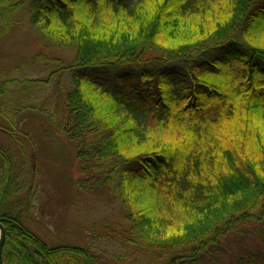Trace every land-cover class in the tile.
<instances>
[{
	"label": "trees",
	"instance_id": "16d2710c",
	"mask_svg": "<svg viewBox=\"0 0 264 264\" xmlns=\"http://www.w3.org/2000/svg\"><path fill=\"white\" fill-rule=\"evenodd\" d=\"M23 11L44 44L75 52L53 71L69 70L73 84L62 115L45 113L74 145L76 193L107 192L126 224L87 228V246H53L28 227L38 176L24 116L47 81L5 74L4 262L219 264L229 253L232 264H264L247 244L264 224V0H0V41Z\"/></svg>",
	"mask_w": 264,
	"mask_h": 264
},
{
	"label": "rangeland",
	"instance_id": "374dc122",
	"mask_svg": "<svg viewBox=\"0 0 264 264\" xmlns=\"http://www.w3.org/2000/svg\"><path fill=\"white\" fill-rule=\"evenodd\" d=\"M20 18V25H13L12 30L0 41V79L5 74L19 72V79L29 75L30 78L47 81L38 105L24 116L27 129L36 144L34 161L38 176L36 221L32 225L28 224V227L53 246L66 241L73 245L87 246V228L107 222L126 224L121 214V204L107 192L95 195L76 193L75 181L80 174L74 145L60 136L45 113L48 111L58 118L62 115L66 94L73 84L69 70L55 74L53 71H57V64L63 67L71 65L75 52L44 44L30 24L28 11H23ZM28 86L29 95L36 96L38 91L41 92L39 85ZM86 94L95 102H105L103 105L109 108L108 100L99 91L88 89ZM253 231L247 236V244H251L248 246L255 249L259 244L264 250V224ZM249 232L246 231L243 236ZM236 238H229L224 246L229 244L235 248ZM230 260V254L225 253L219 264H232ZM110 264L117 263L110 258Z\"/></svg>",
	"mask_w": 264,
	"mask_h": 264
},
{
	"label": "water",
	"instance_id": "95a60500",
	"mask_svg": "<svg viewBox=\"0 0 264 264\" xmlns=\"http://www.w3.org/2000/svg\"><path fill=\"white\" fill-rule=\"evenodd\" d=\"M5 238H6V231H5V227L3 225V223L0 222V264H6L4 262V245H5Z\"/></svg>",
	"mask_w": 264,
	"mask_h": 264
}]
</instances>
